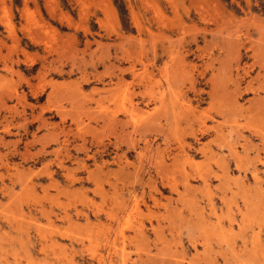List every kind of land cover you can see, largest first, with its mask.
Returning <instances> with one entry per match:
<instances>
[{"label":"rangeland","instance_id":"1","mask_svg":"<svg viewBox=\"0 0 264 264\" xmlns=\"http://www.w3.org/2000/svg\"><path fill=\"white\" fill-rule=\"evenodd\" d=\"M0 264H264V0H0Z\"/></svg>","mask_w":264,"mask_h":264},{"label":"bare ground","instance_id":"2","mask_svg":"<svg viewBox=\"0 0 264 264\" xmlns=\"http://www.w3.org/2000/svg\"><path fill=\"white\" fill-rule=\"evenodd\" d=\"M206 174V173H205ZM256 178V177H255ZM113 236V235H112ZM123 242V241H122Z\"/></svg>","mask_w":264,"mask_h":264}]
</instances>
